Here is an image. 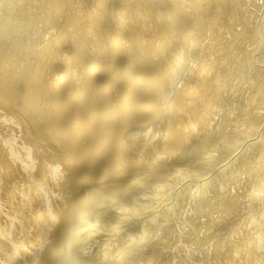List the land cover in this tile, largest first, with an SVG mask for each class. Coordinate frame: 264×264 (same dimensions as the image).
Returning a JSON list of instances; mask_svg holds the SVG:
<instances>
[{"label":"bare ground","instance_id":"bare-ground-1","mask_svg":"<svg viewBox=\"0 0 264 264\" xmlns=\"http://www.w3.org/2000/svg\"><path fill=\"white\" fill-rule=\"evenodd\" d=\"M62 1L0 0V104L47 150L0 140V264H264V0Z\"/></svg>","mask_w":264,"mask_h":264},{"label":"rangeland","instance_id":"rangeland-1","mask_svg":"<svg viewBox=\"0 0 264 264\" xmlns=\"http://www.w3.org/2000/svg\"><path fill=\"white\" fill-rule=\"evenodd\" d=\"M54 1V0H53ZM65 1L66 0H64V1H62V5H63V8L64 9H62V6H61V9H62V11H64V13L61 15V18H60V24L58 25L59 27L61 26V24H64V23H66L67 25H70L73 29H74V27H76V28H78L81 24H82V21H81V19H82V17H74V16H72V13L73 12H75V10H77V3H78V6H80L81 4H83V8L84 9H92L91 7H92V5L93 4H95V2L97 1V0H94V2H93V0H67L66 1V3H65ZM72 1V2H71ZM74 1V2H73ZM114 1V2H113ZM117 2H115V0H106V11L105 12H107V10H109V12L111 11V9L113 10L114 8H116V7H120L121 6V4H123V3H125V2H127L128 0H123V1H120V0H116ZM130 2H134L135 0H129ZM128 1V2H129ZM143 1H145V2H143ZM157 1V2H156ZM229 0H227V2H228ZM254 0H243V4H241V9H242V11L246 14V15H248V16H256V13H252V12H250V5H251V3L253 2ZM256 1V0H255ZM71 2V3H70ZM81 2V3H80ZM84 2V3H83ZM109 2V3H108ZM111 2H113L114 4H117L118 3V6L117 5H115L114 6V4L113 3H111ZM127 2V3H128ZM132 2V3H133ZM138 2H140L139 4H138V6H137V3L135 2V4H136V6H135V8L138 10V11H142V10H145L146 9V7H147V1L146 0H142V1H138ZM152 2L154 3V4H157L158 6L160 5V8H162V9H165V4L167 3V1L165 0V2L162 0H152ZM162 2V4H160ZM73 3V4H72ZM142 3V4H141ZM144 3V4H143ZM146 3V4H145ZM159 3V4H158ZM64 4H65V6H64ZM89 4V5H88ZM164 4V6L163 7H161L162 5ZM88 5V6H87ZM144 5H146V6H144ZM85 6V7H84ZM114 6V7H113ZM140 7H141V9H140ZM117 8V9H118ZM139 8V9H138ZM116 9V10H117ZM116 10L114 9L113 11H111V12H116ZM232 11V10H231ZM115 14V13H114ZM208 15H209V13H207ZM67 15H69V16H67ZM110 15V14H109ZM66 16V17H65ZM119 15L117 14V16L116 17H118ZM71 17V18H70ZM65 18V19H64ZM67 18V19H66ZM110 19V20H109ZM112 19H113V22H112ZM125 19V16L123 17V20ZM66 20V21H65ZM105 20V22L107 23V24H105V22L104 21H102V25H105V26H108L109 28H112V27H115L116 26V19L115 18H111V17H107L106 19H104ZM108 20H109V22H108ZM79 22V23H78ZM112 22V23H111ZM74 23H75V25H74ZM78 23V24H77ZM125 23V22H124ZM259 23V22H258ZM76 25H78V26H76ZM246 24H244V26H245ZM112 26V27H111ZM230 26H231V30L232 29H234V28H236V25H233V19L231 20V22H230ZM242 27V29H239L238 30V32L239 31H242V30H245V28L246 27ZM58 27V28H59ZM260 31H261V34H263V28L262 27H260ZM231 37H235V38H237V39H239L240 40V42H241V40H243L244 39V36L243 35H235V34H231L230 35ZM230 36H226L227 37V39L230 37ZM242 38V39H241ZM237 43H236V41H235V43L234 42H232V44H231V46H230V48L229 49H231V51H230V55L233 53V50L237 47ZM220 46V48H223L221 51H219L218 53H215L214 55H212V57L211 58H209V61L212 63V65H214V68L218 65L217 64V61L219 60V59H217L216 57H218V56H220L219 54L220 53H224V52H226V50H227V48H225L227 45H225V44H221V45H219ZM238 46H240V45H238ZM241 47H242V49L244 48V46L243 45H241ZM263 48H264V44H263ZM64 52V51H63ZM215 59V60H214ZM217 64V65H216ZM217 68H218V66H217ZM17 101V100H16ZM0 106H1V108H0V113H4V115L2 114V115H0V140H1V142H3L4 143V145L6 146V148H7V150H8V155L10 154V152H9V148L10 147H12L10 150H11V153H14L13 155H16V157L18 158V157H20V159L21 160H23V159H25V160H23V161H21L22 163H26L27 164V166L29 165V167H34V166H36L37 165V159H38V157H37V155H36V152L39 150V149H41V153L42 154H44L45 152H47V150H45V148L43 147V145H41V144H44V143H38L37 141H36V139H35V135L33 134V132L31 131V128H28L27 126H24V125H22L21 124V121H20V119H19V115H18V113H16L15 112V108H14V106L13 105H11V104H8V103H1L0 104ZM23 137V138H22ZM25 138H27V140L25 139ZM24 141V142H23ZM28 144V145H27ZM30 144V145H29ZM32 144H33V146H32ZM37 144V145H36ZM25 145V146H24ZM27 145V146H26ZM34 145L36 146V147H34ZM30 146V147H29ZM38 146V147H37ZM20 148V149H19ZM26 149V153H24V151L25 150H23V149ZM31 148H32V151H31ZM33 148H35V149H33ZM43 148V149H42ZM16 150H18V151H16ZM45 150V151H44ZM12 151H14V152H12ZM29 151V152H28ZM247 151V149H244V150H242V152H246ZM30 153H33L32 154V156L33 157H35L34 159H32L33 157L31 156V154ZM27 154L29 155V156H27ZM20 155V156H19ZM23 156H24V158H23ZM30 157V158H29ZM29 158V159H28ZM36 159V160H35ZM264 167V166H263ZM12 181V179H10V181H9V183ZM8 183V184H9Z\"/></svg>","mask_w":264,"mask_h":264}]
</instances>
